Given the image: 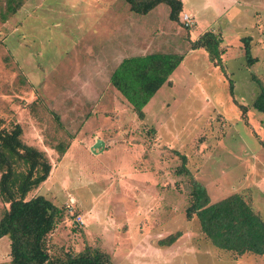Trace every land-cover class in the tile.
I'll use <instances>...</instances> for the list:
<instances>
[{
    "label": "rangeland",
    "instance_id": "1",
    "mask_svg": "<svg viewBox=\"0 0 264 264\" xmlns=\"http://www.w3.org/2000/svg\"><path fill=\"white\" fill-rule=\"evenodd\" d=\"M181 2L175 23L165 5L137 16L123 0H0V120L18 124L21 142L51 165L27 196L63 211L51 254L88 246L112 264H264L205 240L185 216L189 188L176 174L178 153L210 204L237 194L264 221V114L251 106L264 83V0ZM205 32L222 41L223 70L192 49ZM151 53L182 59L139 119L109 78L124 58ZM7 208L0 200V219ZM9 251L1 238L0 264Z\"/></svg>",
    "mask_w": 264,
    "mask_h": 264
},
{
    "label": "trees",
    "instance_id": "2",
    "mask_svg": "<svg viewBox=\"0 0 264 264\" xmlns=\"http://www.w3.org/2000/svg\"><path fill=\"white\" fill-rule=\"evenodd\" d=\"M131 15L144 16L160 5L169 10V20L179 22L181 0H123ZM182 24V22H181ZM183 25V24H182ZM184 27V26H183ZM190 27H184L189 30ZM250 38L242 39L247 65L255 62L250 56ZM192 49H203L215 67L224 69L221 57V39L212 32H205L193 42ZM182 56L151 53L140 57H126L111 73V86L122 96L139 119L143 109L154 94L166 83L180 63ZM252 103V108L264 114V83ZM232 88V84L230 83ZM242 114L247 108L240 107ZM18 124L0 120V200L8 204L0 219V239L9 240V264H112L107 253L86 246L76 253L73 248L51 254V235L63 221V211L42 196L27 199L49 177L51 165L44 154L24 145ZM67 145L58 144L60 156ZM180 166L176 171L188 184L185 216L197 219L201 235L214 247L231 253L234 257L245 254L264 256V221L250 204L239 195L232 194L210 204L204 186L198 183L186 168V157L179 155ZM177 232L158 241L159 246H171L180 237Z\"/></svg>",
    "mask_w": 264,
    "mask_h": 264
},
{
    "label": "built area",
    "instance_id": "3",
    "mask_svg": "<svg viewBox=\"0 0 264 264\" xmlns=\"http://www.w3.org/2000/svg\"><path fill=\"white\" fill-rule=\"evenodd\" d=\"M182 24L184 27H190L192 25V22L189 21V18L186 16V14L182 15V20H181Z\"/></svg>",
    "mask_w": 264,
    "mask_h": 264
},
{
    "label": "water",
    "instance_id": "4",
    "mask_svg": "<svg viewBox=\"0 0 264 264\" xmlns=\"http://www.w3.org/2000/svg\"><path fill=\"white\" fill-rule=\"evenodd\" d=\"M101 147H103V143L97 140L95 145L91 148V150L93 153H95V150L101 149Z\"/></svg>",
    "mask_w": 264,
    "mask_h": 264
},
{
    "label": "crops",
    "instance_id": "5",
    "mask_svg": "<svg viewBox=\"0 0 264 264\" xmlns=\"http://www.w3.org/2000/svg\"><path fill=\"white\" fill-rule=\"evenodd\" d=\"M222 42V41H221ZM132 57H135V56H132ZM82 221H79V223H81Z\"/></svg>",
    "mask_w": 264,
    "mask_h": 264
}]
</instances>
